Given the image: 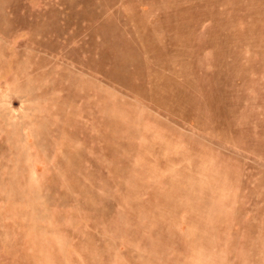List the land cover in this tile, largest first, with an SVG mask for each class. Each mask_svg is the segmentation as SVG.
<instances>
[{
    "label": "rangeland",
    "instance_id": "rangeland-1",
    "mask_svg": "<svg viewBox=\"0 0 264 264\" xmlns=\"http://www.w3.org/2000/svg\"><path fill=\"white\" fill-rule=\"evenodd\" d=\"M0 264H264V0H0Z\"/></svg>",
    "mask_w": 264,
    "mask_h": 264
}]
</instances>
